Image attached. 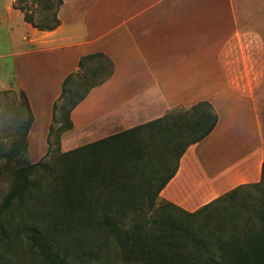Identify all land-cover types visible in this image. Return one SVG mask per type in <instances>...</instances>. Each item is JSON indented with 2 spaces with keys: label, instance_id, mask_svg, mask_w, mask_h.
Returning <instances> with one entry per match:
<instances>
[{
  "label": "trees",
  "instance_id": "16d2710c",
  "mask_svg": "<svg viewBox=\"0 0 264 264\" xmlns=\"http://www.w3.org/2000/svg\"><path fill=\"white\" fill-rule=\"evenodd\" d=\"M41 1L52 8L54 0ZM25 19L41 30L55 28L37 26L27 14ZM97 57L103 60L89 66ZM79 67L66 76L58 97L66 98L62 124L57 131L55 123L50 126V136L56 131L58 150L61 133L74 126L73 109L110 77L114 64L96 52L83 56ZM25 105L28 117L4 154L12 186L0 205V229L13 224L14 204L24 208L51 187L50 225L25 229L31 253L42 262L93 264L106 259L115 246L127 263L264 264V162L259 182L239 185L194 211L161 197L188 147L215 128L218 114L209 101L174 108L162 117L60 152L55 165L42 160L20 164L35 119L27 98ZM246 188L252 192L239 195Z\"/></svg>",
  "mask_w": 264,
  "mask_h": 264
},
{
  "label": "crops",
  "instance_id": "0c3cea01",
  "mask_svg": "<svg viewBox=\"0 0 264 264\" xmlns=\"http://www.w3.org/2000/svg\"><path fill=\"white\" fill-rule=\"evenodd\" d=\"M63 2L62 12L68 9ZM83 5L82 23L71 25L61 16L52 30L30 28L41 37L37 44L69 52L70 64L74 55L80 61L96 52L114 64L110 77L73 109L75 130L64 135V145L73 140L87 144L111 135V129L120 127L117 133L178 106L209 101L218 122L208 136L188 147L161 197L194 211L239 185L261 180L264 16L254 29V44H221L231 27L225 0H91ZM234 54L236 61H230ZM245 79L251 89H226L219 103L213 100L214 82ZM92 95L100 100L86 107ZM94 112L98 114L90 116Z\"/></svg>",
  "mask_w": 264,
  "mask_h": 264
},
{
  "label": "rangeland",
  "instance_id": "374dc122",
  "mask_svg": "<svg viewBox=\"0 0 264 264\" xmlns=\"http://www.w3.org/2000/svg\"><path fill=\"white\" fill-rule=\"evenodd\" d=\"M225 1L229 7L231 27L220 38V43L225 44L228 40V44H254L258 40L254 36L257 35L254 34V29L258 28L259 17L264 16V0ZM90 2L91 0H66L68 9L65 8L62 12L63 0H54L52 8H47L41 0H0V170L3 171L0 175V205L12 186L11 177L6 171L8 161L4 154L18 139L20 124L28 117L26 98L35 119L28 133V146L19 160L20 164L36 163L42 160L55 165L59 154L85 144L77 140H73L69 145L63 144L64 135L74 132L75 127L61 133L60 150L56 148L55 143L57 128L63 121L61 112L66 103V98L58 99L62 91V80L71 71L80 70L77 69L80 55L72 56L73 64H70L69 52L60 48L56 49L53 45L37 44L36 40L41 37L33 35L35 30L32 31V24L26 21L25 14L33 20L35 25L43 28L57 27L61 23V16L71 25H77L74 21L82 23L84 19L82 7L86 6L83 4L88 5ZM35 28L41 30L38 27ZM102 60L101 57L91 59L88 65L92 66ZM230 61H236L235 54ZM66 67L69 69L65 71ZM214 84L216 86H214L213 100L217 103L226 89L235 92L244 88L251 89V81L248 79L240 82L236 80L214 82ZM98 96L92 95L85 106H94L100 100ZM97 112L90 113V116ZM78 118L74 119L77 125H79ZM52 122L55 123L56 131L50 136ZM119 129L120 127H117L107 133L112 134ZM50 144L52 152L48 153ZM45 182L48 183L49 180L45 179ZM247 192H252V188L242 189L239 195ZM195 193L197 198L199 193ZM51 195V187H47L44 194L30 200L24 208L16 204L12 206L13 211L16 212L13 224L4 225L3 229H0V264H46L31 253L26 242L25 229L34 225L42 228L50 225L49 222L53 218L50 213L53 209ZM93 264L141 263L124 262L119 249L113 246L106 259L95 261Z\"/></svg>",
  "mask_w": 264,
  "mask_h": 264
}]
</instances>
